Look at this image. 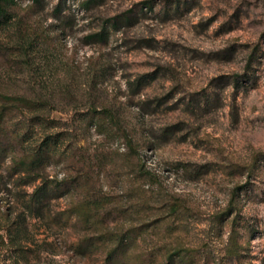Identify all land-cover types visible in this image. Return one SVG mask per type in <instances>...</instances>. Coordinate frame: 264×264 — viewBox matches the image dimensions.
I'll return each mask as SVG.
<instances>
[{"label":"rangeland","instance_id":"1","mask_svg":"<svg viewBox=\"0 0 264 264\" xmlns=\"http://www.w3.org/2000/svg\"><path fill=\"white\" fill-rule=\"evenodd\" d=\"M16 1L0 91L38 106L5 125L51 157L0 154V264H264V0Z\"/></svg>","mask_w":264,"mask_h":264},{"label":"trees","instance_id":"2","mask_svg":"<svg viewBox=\"0 0 264 264\" xmlns=\"http://www.w3.org/2000/svg\"><path fill=\"white\" fill-rule=\"evenodd\" d=\"M175 3H179L180 0H172ZM150 2H147V4ZM17 6L16 0H0V27L4 26L10 21L11 12ZM148 7H151L150 5ZM121 16L111 17L108 22L113 25L119 24ZM94 40H105L107 33L105 29L92 33L89 35ZM235 78L238 80L241 78L237 75ZM38 106V102L25 95L8 94L0 91V154L9 155L11 157L10 168L13 171H35L41 168L46 161L51 157V153L43 144L37 145L31 151H16L17 139L7 129L5 123L7 119L15 112L23 111L25 108L33 109ZM89 121L94 124L98 130H103V127L107 126L118 136L124 138L129 147L134 149V142L130 135V131L121 122L120 118L116 116L109 109L104 110H92L88 113ZM56 186L58 189L68 190L76 182V178L63 176L56 178ZM170 211L175 213L181 208L185 207L184 202L177 197H173L169 204ZM78 212V207H75ZM0 213H5L1 209ZM89 239H85V241ZM127 240V237L121 236L118 238L116 244L108 250V255L117 261L123 260L122 244ZM177 255L181 254V250H175Z\"/></svg>","mask_w":264,"mask_h":264}]
</instances>
